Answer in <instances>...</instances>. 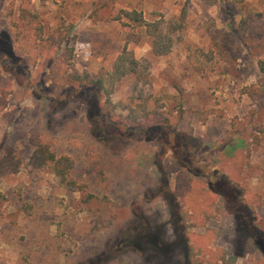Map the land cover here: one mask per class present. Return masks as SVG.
Listing matches in <instances>:
<instances>
[{
    "label": "rangeland",
    "instance_id": "374dc122",
    "mask_svg": "<svg viewBox=\"0 0 264 264\" xmlns=\"http://www.w3.org/2000/svg\"><path fill=\"white\" fill-rule=\"evenodd\" d=\"M25 1L0 0V155L24 161L0 179V264H259L264 0H29L47 33L65 32L60 50L73 48L54 71L60 51L8 52ZM132 10L162 22L167 54ZM125 49L136 71L106 82L98 97L112 118L95 124L93 93L67 74L106 77ZM144 102L149 119L117 116ZM35 139L71 156L68 181L29 164ZM229 176L254 209L211 192Z\"/></svg>",
    "mask_w": 264,
    "mask_h": 264
},
{
    "label": "trees",
    "instance_id": "16d2710c",
    "mask_svg": "<svg viewBox=\"0 0 264 264\" xmlns=\"http://www.w3.org/2000/svg\"><path fill=\"white\" fill-rule=\"evenodd\" d=\"M126 15L129 19L144 24L147 27L148 33L153 37V49L156 54L165 55L171 50L173 40L165 35L163 29L165 27L162 26V22L158 20L147 21L144 19L142 13L137 10L127 11ZM185 15L186 13L182 14V19H185ZM163 22L165 23V20H163ZM15 25L18 28L16 33L18 47L14 48L12 46L9 36L7 37L5 35L6 40H4L8 45V52H10L12 55L16 54L19 48L25 50L29 49L30 51L42 55H45L51 51H60V53L49 62L52 71L56 70V68L57 70H61L62 68L64 70V65L67 63V61L71 63L70 61L73 55V48H68L66 46L60 50L63 42L66 41V38L64 37L65 32H62L59 27L53 32L47 33L43 20L39 14L33 10V6L30 4L29 0H26L21 4L19 11V21L15 22ZM137 64L138 61L135 59L133 52L125 49L123 53L117 57L113 65V69L108 72L106 77L100 76L96 78L88 72L80 74L74 68H72V71L67 74V78L70 77L74 82L79 81L78 83L84 84V95L87 92L93 93L92 96H88V102L90 104V115H94L93 117H95L93 118L95 119V124L99 121H102L103 119L107 120V118H112L113 110H106V103H112L111 99L108 97L106 102H102L98 97L99 93L106 87V82H108V85L110 86L109 89L111 90L117 81L121 80L124 76L135 72ZM108 93H110V91ZM123 107L127 108L126 105H123ZM102 113H104L105 117ZM153 113L154 112L148 109L147 102H144L129 108L126 113H119L117 116L120 119L135 121L140 118L149 119ZM118 121L120 120H117V122ZM111 122H113V120H111ZM96 131L98 134V129H96ZM34 145L35 148L30 156L29 164L36 168L49 167L60 176L63 182L68 181L69 173L74 167V160L71 158V156L66 154L58 156L55 151L52 150L51 146L42 139H35ZM172 145L173 148L176 149L177 144L173 142ZM7 148L9 147H6L4 152L0 155V179L9 174L19 172L21 166L24 163L22 158L16 153V151H14V149ZM177 163L178 167H185L181 164V162ZM211 182L212 181H210V183ZM210 183H208L209 188L211 192L215 194H223L222 189H228L225 195L231 197L230 203L232 205L236 206L238 204L240 205L239 208H248V210L254 209V207L248 204L250 203L249 201H252L253 194L246 185H243L242 190L241 185L238 182H235L230 176L225 177L216 183ZM238 186H240V189H238ZM243 198L248 199V202H246L247 200H244V203L248 204L246 207L244 206L245 204L242 206L239 204ZM245 211L244 213L248 218L251 219L253 216L256 217V219H261V222L264 225V215L256 212L255 216H251L250 213ZM246 226L247 228L252 229L251 223L248 220H246ZM255 240L260 259L259 264H264V236L258 237L255 235Z\"/></svg>",
    "mask_w": 264,
    "mask_h": 264
}]
</instances>
